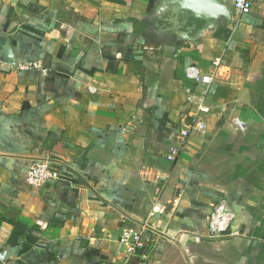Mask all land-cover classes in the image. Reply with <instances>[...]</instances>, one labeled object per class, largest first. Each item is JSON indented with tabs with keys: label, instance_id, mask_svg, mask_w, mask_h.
Listing matches in <instances>:
<instances>
[{
	"label": "crops",
	"instance_id": "0c3cea01",
	"mask_svg": "<svg viewBox=\"0 0 264 264\" xmlns=\"http://www.w3.org/2000/svg\"><path fill=\"white\" fill-rule=\"evenodd\" d=\"M220 1L231 20L198 35L204 21H174L181 0H0V264H121L129 231L131 264H264V0L245 15ZM201 99L205 130L183 140ZM40 160L69 170L33 188ZM221 200L236 219L212 238Z\"/></svg>",
	"mask_w": 264,
	"mask_h": 264
},
{
	"label": "built area",
	"instance_id": "2783aa9c",
	"mask_svg": "<svg viewBox=\"0 0 264 264\" xmlns=\"http://www.w3.org/2000/svg\"><path fill=\"white\" fill-rule=\"evenodd\" d=\"M256 0H234L233 9L240 15L250 14L253 12ZM221 62L220 58L213 61V66L216 69ZM30 68H41L38 62H27L18 66L19 70H28ZM185 73L188 78L197 83H201L206 88L212 84L211 74H202L201 70L196 66H189ZM206 91L204 92V95ZM185 104L184 112L192 119L191 124L183 123L180 131V136L186 140L193 133H201L206 127V117L211 114V108L204 104L203 99L196 104V108L192 109L193 102L188 100ZM187 115V116H188ZM181 116V115H180ZM142 118L139 114H135L129 120L122 121L119 125L122 134L134 135L137 127L141 123ZM233 125H236L241 131L246 129V124L239 118L232 120ZM177 151L173 153V156ZM168 157L172 160L174 157ZM57 164V165H56ZM65 169V171H63ZM69 170L68 165L55 163L53 160H40L35 162L28 171L27 183L33 188H43L47 185L60 180L64 177V173ZM236 219L235 212L231 209L227 201H219L212 209L208 222L209 234L212 238H224L231 235V227ZM145 227V226H144ZM120 244L124 247L126 255L125 260L121 264H131L130 261L136 256L137 250L142 246L141 234L135 231H129L120 238ZM137 264H148V258L143 255Z\"/></svg>",
	"mask_w": 264,
	"mask_h": 264
},
{
	"label": "water",
	"instance_id": "95a60500",
	"mask_svg": "<svg viewBox=\"0 0 264 264\" xmlns=\"http://www.w3.org/2000/svg\"><path fill=\"white\" fill-rule=\"evenodd\" d=\"M183 3V8L187 9L188 12H181L179 10L174 11V21L178 20V16H182L183 24L187 23L189 20L192 24L193 29L196 27L199 21H204L205 27L198 31V35L205 31V28L211 26V21L218 16L225 17L228 21L231 20L230 10L223 4L220 0H181ZM176 24H178L176 22ZM5 56L10 59V64L15 69L16 59L14 58V52L10 42H7L4 47Z\"/></svg>",
	"mask_w": 264,
	"mask_h": 264
}]
</instances>
